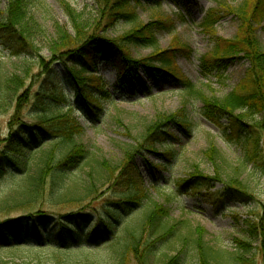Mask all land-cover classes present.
Returning a JSON list of instances; mask_svg holds the SVG:
<instances>
[{"label":"trees","instance_id":"trees-1","mask_svg":"<svg viewBox=\"0 0 264 264\" xmlns=\"http://www.w3.org/2000/svg\"><path fill=\"white\" fill-rule=\"evenodd\" d=\"M95 1L99 9L97 17L89 21L82 19L81 15L72 16V35L55 26L57 39L51 45L50 64L62 66L64 80L73 90L76 99L82 103L84 111L89 115L94 114L93 110L99 107L98 97L110 101L107 93L102 90L103 81L97 75L95 66L96 58L101 55L115 64L119 83L128 89L138 85L144 94L149 95L151 92L147 87L148 82L155 88L179 85L180 91L185 93L184 102L187 101L186 98L199 100L206 119L216 124L222 118L229 121L232 135L229 137L240 145L241 158L229 176V183L224 184L223 191L230 194L240 205L250 203L248 188L239 181L237 174L251 167L264 177V49L257 41L252 27L264 30V0H243L233 9L239 20V33L233 40L224 42L215 51L213 59L223 63L227 58L242 54L249 67L239 90L230 91L219 98L207 96L205 91L183 80L176 74L172 55L168 51L158 50L153 33L174 31L171 20L140 25L134 10V4L138 6L140 0ZM144 1L153 6H160L162 2ZM169 1L178 10H184V0ZM32 2L33 0H7L5 23L0 25V29L5 32L1 37L4 43H9L10 39L15 40L19 46L23 41V34H31L35 29L37 22H33L30 13ZM218 4L221 6L222 3ZM214 16L210 12L200 27L214 31L217 20ZM119 22L131 23L133 26L117 40L108 39L107 30ZM135 47L153 49L148 58L129 60L128 52ZM14 52L17 54L20 50L16 49ZM122 60L123 62L118 63ZM199 62L203 74L215 70L209 66L210 62L206 57L200 58ZM47 64L40 60L41 67H46ZM139 70L144 78L138 75ZM50 71L48 69L46 75H51L52 87L43 92L45 107L37 115L40 123L33 126L20 123L19 114L25 97H18L9 124V135L2 142L0 178L7 174L9 168L24 169L20 180L11 187L9 196L1 206L11 205L14 209L28 213L27 216L15 220L0 222V250L12 253L37 252L34 255L37 258V254L45 253L51 264H125L130 255L133 256L134 264H187L189 252L192 261L188 264L246 263L248 252L241 243L238 245L243 252L216 250L204 242L200 230L187 231L182 228L185 223L171 222L165 205L153 201L149 203L133 159L116 168H110L91 148L79 143L77 137L81 128L71 115L73 110L62 93V87L57 86L62 78L53 71L49 73ZM24 74L25 72L9 76L0 66V105L2 102L9 105L8 100L12 99L18 89L23 88V81L27 80ZM56 81H59L57 85L54 84ZM51 102L57 106L67 104L66 112L62 113L60 107L54 110ZM51 108L52 111L49 110ZM255 116H260L258 122ZM170 122L176 123L183 131L189 127L184 110L173 115H160L155 122L149 124L135 146L128 148L126 154H156L157 147H160L162 157H172V144L166 131V125ZM34 155H39L37 164L28 171V159ZM206 156L214 164L215 174L212 177L192 175L184 185H193V188L201 186L208 190L221 182L219 179L223 174L218 166L221 162L219 153L211 146L206 151ZM82 167H88L89 171L70 181L69 176ZM163 167L165 166L162 165L161 168ZM9 176L19 175L10 172ZM197 180L201 183L195 184ZM69 183L75 185L67 188ZM105 187L108 189L107 194H111L98 202L99 193ZM154 190H158V187L155 186ZM77 191H81L83 195L71 198V194ZM127 220L129 222L124 225ZM246 224L249 233L256 234L258 224L251 220ZM45 235H49V238H44ZM29 239L37 244H26L25 241ZM174 246H179L180 250L169 253ZM85 248H103L104 253L97 261L89 258H68L69 252Z\"/></svg>","mask_w":264,"mask_h":264},{"label":"rangeland","instance_id":"rangeland-1","mask_svg":"<svg viewBox=\"0 0 264 264\" xmlns=\"http://www.w3.org/2000/svg\"><path fill=\"white\" fill-rule=\"evenodd\" d=\"M223 1L184 0L183 12L169 0H162L160 6H153L144 0H140L138 6L133 5L140 25L172 21L174 31L153 33L158 50L168 51L169 55H172L176 74L183 80L205 91L207 96L217 98L230 91L239 90L249 67L248 61L242 54L227 58L223 63L213 59L215 51L221 48L224 42L233 40L239 33V20L233 13V9L243 0H226L225 3ZM219 2L222 3L221 6ZM7 5V0H0V25L5 23ZM98 12L95 0H33L30 13L33 22H37L36 27L31 34H23V41L19 46L16 45L15 40L9 39V43H4L1 37L5 35V32L0 29V66L9 76L21 75L24 72L27 76V80L23 81L25 83L23 88L18 89L12 99L8 100L7 103L10 104L2 102L0 105V150L3 146L2 142L9 135V124L13 118L14 104L18 97L21 99L25 97V103L19 114L20 123L31 126L40 123L37 115L41 112V108L45 107L43 92L49 91L52 87L51 75H46L47 70L50 69L62 78L59 85H57L59 81L54 84L58 88L62 87V93L73 110L71 115L79 123L81 128L77 137L79 143L91 148L110 168H116L133 159L139 181L144 184L146 190V199H149V203L153 201L159 205H165L169 210L171 222L185 223L182 228L187 231L200 230L204 242L216 250H225L230 253L243 252L239 246L241 243L244 250L248 252L245 264H263L264 177L251 167L237 174L239 181L244 183L251 196L250 203L247 205L236 203L230 194L223 191L224 184L229 183V176L238 166L241 158V147L231 140V125L226 118L220 119L217 124L206 119L201 102L193 98H186L187 101L184 102L185 93L180 91L179 85L155 88L148 82L147 87L151 92L149 95L144 94L138 85L128 89L119 83V73L115 64L107 61L102 55L96 58L95 66L97 75L103 81L102 90L107 93L110 101L98 97L99 107L93 110L94 114L89 115L64 80L62 66L50 64L51 45L57 39L55 26L61 27L72 35V16L81 15L82 19L92 21L97 17ZM210 12H213L217 19L214 31L203 30L200 27ZM132 26L131 23L119 22L107 30V38L117 40L128 33ZM252 27L257 41L264 49V30L260 27ZM14 36L17 37V35ZM16 49L20 50L17 54L14 52ZM152 49L151 47H135L128 52L129 60L138 61L148 58ZM202 57H206L210 62L209 66L215 68L213 72L202 73L199 62ZM40 60L48 63L47 66L41 67ZM120 62L123 60L118 61ZM51 71L49 73H52ZM138 74L143 76L140 70ZM52 104L54 110L60 107L62 113L66 112L67 104L57 106L51 102ZM52 108L49 110L52 111ZM181 110H184V115L189 122L186 131L174 122L166 125V131L170 137L168 140L172 144L170 149L173 152L172 157L162 158L160 147H157L156 154L141 152H130V156L126 154L128 148L135 146L149 124L155 122L158 116L177 114ZM254 118L258 122L260 116ZM211 146L217 150L221 159L218 165L223 174V177L219 179L221 182L208 190L201 186L193 188V185H184V182L192 175L201 174L212 177L215 174L214 164L206 156V151ZM38 157L39 155H34L28 159V171L37 164ZM162 165L165 167L161 168ZM23 169L24 167L9 168L7 174L0 178V222L27 216L28 212L14 209L11 205L1 206L4 199L9 196L11 187L20 180ZM88 171V167H82L74 175H70L69 179L72 181L73 178L82 176ZM10 172L19 176L10 177ZM200 183L197 180L195 184ZM74 185L69 183L67 188H72ZM155 186L158 190H154ZM107 192L106 187L101 190L98 202L109 197L111 193L107 194ZM81 195H83L81 191H77L71 194V198H78ZM9 204L14 203L9 202ZM144 204V206L147 205L145 202ZM39 208L41 209V205ZM248 220L258 224L256 234L249 233L246 224ZM128 222L129 220L125 221L124 225ZM42 230L45 231V229ZM44 238H49V235H45ZM25 242L28 245L37 244L30 239ZM179 246H174L169 253L179 251ZM102 251H104L103 248L73 250L68 253L70 256L68 258L74 260L89 258L97 261L104 253ZM36 253L32 251L12 253L0 250V264H51L47 254H37V258L34 256ZM187 255L188 264L192 261L189 257L191 252ZM125 264H134L133 256H128Z\"/></svg>","mask_w":264,"mask_h":264}]
</instances>
